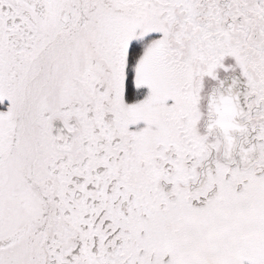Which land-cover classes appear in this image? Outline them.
<instances>
[{
	"label": "snow or ice",
	"instance_id": "6c2138e0",
	"mask_svg": "<svg viewBox=\"0 0 264 264\" xmlns=\"http://www.w3.org/2000/svg\"><path fill=\"white\" fill-rule=\"evenodd\" d=\"M0 264H264V0H0Z\"/></svg>",
	"mask_w": 264,
	"mask_h": 264
}]
</instances>
